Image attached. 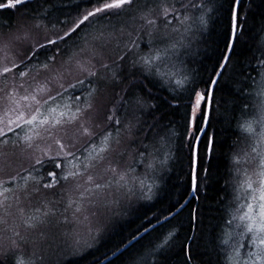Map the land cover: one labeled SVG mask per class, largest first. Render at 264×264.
Returning a JSON list of instances; mask_svg holds the SVG:
<instances>
[{
	"label": "snow or ice",
	"instance_id": "snow-or-ice-1",
	"mask_svg": "<svg viewBox=\"0 0 264 264\" xmlns=\"http://www.w3.org/2000/svg\"><path fill=\"white\" fill-rule=\"evenodd\" d=\"M221 11L223 47L200 58ZM213 121L236 139L209 133ZM53 222L90 240L66 234L53 259ZM173 255L264 264V0H0V264Z\"/></svg>",
	"mask_w": 264,
	"mask_h": 264
},
{
	"label": "trees",
	"instance_id": "trees-1",
	"mask_svg": "<svg viewBox=\"0 0 264 264\" xmlns=\"http://www.w3.org/2000/svg\"><path fill=\"white\" fill-rule=\"evenodd\" d=\"M248 4V0H244V6L246 8ZM213 23H210L209 25V32L208 34L203 38L204 43L200 44V52H201V57L205 52L208 54L213 53L214 51H218L220 48L223 47L224 43V36H225V30H226V15L223 11L218 13L213 17ZM251 26V22H250ZM252 43V40L250 38H242L241 44L238 45V51H242L246 49V47ZM235 125L232 127H229L227 121H225L222 124H216L215 121H213V126L212 128L209 129V133L215 129L217 132L220 133V136H218V139L224 138L227 140L228 144H231L233 140L236 139V136L233 135ZM228 155H229V150L227 145L220 149L218 148L216 150V153L214 155L213 161H212V173H213V178H214V191L211 193L213 200L211 201V204L213 208H215V202L217 199L224 197L226 195L225 189H224V184H225V178L228 176V168H229V163H228ZM206 163V161H205ZM186 165V161H185ZM183 173L179 170V168H175L173 172L171 173V183H176L178 182L179 178L182 177ZM218 181V182H217ZM228 193H231V189H228ZM230 198V196H229ZM158 206H163V205H158ZM195 206V202H193V205ZM186 213L185 212V218H186ZM216 212H205V216H215ZM62 218V217H61ZM215 221H213L214 223ZM205 223H208V220H205ZM59 226H63L62 224H57L53 223L50 229L49 233L54 234L59 233L60 228ZM186 235H197L195 232H191L190 230H182L180 233V239L182 240ZM177 248L179 247L180 241L177 240L176 242ZM104 252V246L102 245L100 247V250L96 253V255L102 256ZM91 258L89 260H78L75 261L74 264H89ZM168 264H178V258L176 255H173L170 257Z\"/></svg>",
	"mask_w": 264,
	"mask_h": 264
},
{
	"label": "rangeland",
	"instance_id": "rangeland-1",
	"mask_svg": "<svg viewBox=\"0 0 264 264\" xmlns=\"http://www.w3.org/2000/svg\"><path fill=\"white\" fill-rule=\"evenodd\" d=\"M241 179H243V177H241ZM65 199H77V193H68L66 194ZM69 216H71V213H69ZM59 228V233H49L47 242L43 245V251L45 254L51 255L53 259L56 258L58 250L64 247L65 239H67L69 243L72 242V235L66 234L72 233L74 235L79 232V235L76 238L79 239L81 243L90 240V236L87 234V232L81 229L78 225H64V227L59 226Z\"/></svg>",
	"mask_w": 264,
	"mask_h": 264
}]
</instances>
